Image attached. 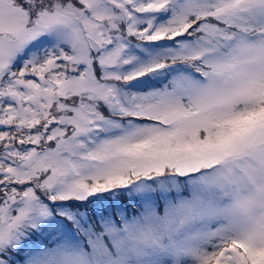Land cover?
<instances>
[{
	"label": "snow or ice",
	"instance_id": "1",
	"mask_svg": "<svg viewBox=\"0 0 264 264\" xmlns=\"http://www.w3.org/2000/svg\"><path fill=\"white\" fill-rule=\"evenodd\" d=\"M0 264H264V0H0Z\"/></svg>",
	"mask_w": 264,
	"mask_h": 264
}]
</instances>
